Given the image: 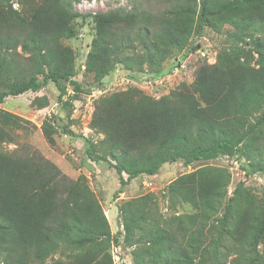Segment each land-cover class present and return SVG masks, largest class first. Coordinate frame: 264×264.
<instances>
[{
  "label": "trees",
  "instance_id": "trees-1",
  "mask_svg": "<svg viewBox=\"0 0 264 264\" xmlns=\"http://www.w3.org/2000/svg\"><path fill=\"white\" fill-rule=\"evenodd\" d=\"M8 1L0 0V85L5 87L0 104L53 82L60 102L71 108L63 100L66 88L62 83H71L75 92L82 88L73 80L75 69L63 64L61 41L75 38L77 31L69 23L87 15L73 12L71 0H32L23 11ZM162 3L166 6L156 12L137 4L128 11L92 16L95 37L87 70L97 82L119 64L135 74L145 63L162 67L172 49L182 52L190 35H200L213 25L210 16L218 13L210 0ZM222 8L225 13L218 18L220 22L233 26L232 37H240L253 52L244 48L233 50V55L223 52L217 64L199 70L191 92L183 90L161 99L114 94L100 100L91 128L106 136L108 156H99L90 142L86 154L97 165L104 161L114 167L120 176V192L139 176H154L163 165L178 161L188 167L238 155L250 161L249 172L264 171V0L227 3ZM22 53L29 56L23 60ZM8 80L18 83L9 85ZM44 130L48 136L55 132L48 122ZM64 132L75 135L66 126ZM58 176L56 168L37 153L22 160L0 158L4 264H95L99 259L103 243L97 239L110 233L108 222L90 199L60 191L55 182ZM222 177L219 170L209 182L197 183L195 175H187L168 187L169 200L192 205L196 210L192 215L158 220L151 194L122 203L119 212L126 242L133 244L139 234L134 263L254 264L243 258L241 250L231 262L223 259L220 241L211 240L204 231L203 224L217 213ZM235 207L236 218L242 221L246 209L241 199ZM67 242L79 252L69 261L47 262Z\"/></svg>",
  "mask_w": 264,
  "mask_h": 264
},
{
  "label": "rangeland",
  "instance_id": "rangeland-1",
  "mask_svg": "<svg viewBox=\"0 0 264 264\" xmlns=\"http://www.w3.org/2000/svg\"><path fill=\"white\" fill-rule=\"evenodd\" d=\"M71 1L73 12L87 15V18L80 17L69 23L77 31V36L61 41L65 50L63 64L75 69L76 76L73 80L81 85L82 90L75 92L71 83H62L66 88L63 100L70 103L69 109L60 102V91L53 82L37 92L9 97L4 104H0V158L22 160L37 153L56 168L59 176L55 182L60 191L65 194L77 193L98 206L102 213L101 218L105 217L108 222L110 233L97 239L98 243L103 244L95 264H135L133 251L139 246L135 242L139 234L133 238V244L126 242L119 212L122 203L151 194L154 195L155 202L154 217L158 220L192 215L196 212L192 205L173 204L169 200L168 187L187 175H195L197 183H206L214 179L221 170L223 177L218 180L221 197L217 201V213L211 215L203 224L204 231L211 236V240L220 241L218 251L228 262L238 256L241 250L244 259L254 264H264V171L249 172L250 161L246 156H223L213 161L196 162L188 167L181 161L167 163L156 175H141L120 192V176L114 167L104 161L97 165L86 154L87 142H90L99 156H108L106 136L91 128L92 119L102 98L114 94H128L134 98L145 95L161 99L183 90L191 92L199 70L203 66L217 64L223 52L233 55V50L237 48L253 52V48L246 46L240 37H232L236 31L233 26L229 23L222 24L218 19L225 13L222 4H242L244 0H210L213 11L218 12L210 16V23L213 25H207L200 35L193 32L182 52L172 49L162 67L155 68L152 64L145 63L141 70L136 69L139 72L135 74L129 73L119 64L101 82H97L93 73L87 70L88 55L95 37L92 16L120 9L128 11L137 4L156 12L166 4L161 5V0ZM201 1L198 0V3ZM30 2L32 0H9L8 4L23 11L29 8ZM28 56V53H22L23 60ZM241 56L244 60V55ZM255 58H258L257 53ZM146 76L156 79L146 80ZM38 78L42 80V75ZM8 83L14 85L18 81L10 80ZM4 89L0 85V93ZM47 122L55 129L50 136L44 130ZM65 126L75 135L66 134ZM111 163L115 164L114 161ZM205 169L208 171L204 173ZM239 199L246 209L242 221L236 218L235 212ZM78 252L76 245L67 242L57 247L47 262L69 261ZM2 257L0 255V264H4Z\"/></svg>",
  "mask_w": 264,
  "mask_h": 264
},
{
  "label": "built area",
  "instance_id": "built-area-1",
  "mask_svg": "<svg viewBox=\"0 0 264 264\" xmlns=\"http://www.w3.org/2000/svg\"><path fill=\"white\" fill-rule=\"evenodd\" d=\"M203 55L205 56V52L203 53ZM182 61V60H181ZM181 61H179V62H181ZM179 67V69L181 68V64H180V66H178ZM178 70V69H177ZM149 79H151V78H149L148 76H146V80H149Z\"/></svg>",
  "mask_w": 264,
  "mask_h": 264
}]
</instances>
